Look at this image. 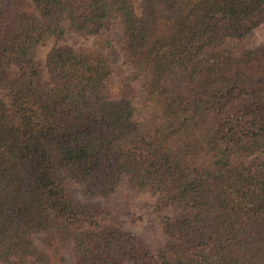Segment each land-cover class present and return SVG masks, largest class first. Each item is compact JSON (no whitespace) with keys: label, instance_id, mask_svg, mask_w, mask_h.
I'll return each instance as SVG.
<instances>
[{"label":"trees","instance_id":"16d2710c","mask_svg":"<svg viewBox=\"0 0 264 264\" xmlns=\"http://www.w3.org/2000/svg\"><path fill=\"white\" fill-rule=\"evenodd\" d=\"M113 25L142 120L89 48L37 59ZM260 25L264 0H0V264H264ZM119 187L154 198L161 246L97 201Z\"/></svg>","mask_w":264,"mask_h":264},{"label":"rangeland","instance_id":"374dc122","mask_svg":"<svg viewBox=\"0 0 264 264\" xmlns=\"http://www.w3.org/2000/svg\"><path fill=\"white\" fill-rule=\"evenodd\" d=\"M136 1V0H134ZM121 26L113 25L102 36L85 35L67 31L59 41L48 40L37 49V59L44 64L46 55L53 45L68 44L74 48L87 47L97 56L106 60L111 69V80L106 88V94L111 99H129L136 108L135 118L142 120L148 115V111L141 106L137 93L144 81L142 75L135 76L134 69L125 62L121 51L119 38ZM264 42V25H260L250 32L243 42L248 47H253ZM260 156L252 158L249 162L256 161ZM71 192L79 197L78 188L70 186ZM102 205H119L122 213L120 220L124 229L134 233L142 239L150 248L161 246L165 237L161 232L159 220L153 212L154 198L148 194H135L130 190L119 187L116 192L106 199L97 200ZM34 242L40 249H45L43 235H34ZM64 264L70 263L68 250L60 255Z\"/></svg>","mask_w":264,"mask_h":264}]
</instances>
